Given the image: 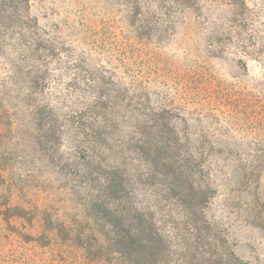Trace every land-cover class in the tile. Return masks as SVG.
<instances>
[{
    "label": "rangeland",
    "instance_id": "374dc122",
    "mask_svg": "<svg viewBox=\"0 0 264 264\" xmlns=\"http://www.w3.org/2000/svg\"><path fill=\"white\" fill-rule=\"evenodd\" d=\"M182 1L0 0V191L80 218L96 130L95 173L138 174L139 199L178 224L185 177L208 187L216 242L264 264V0ZM159 143L176 178L146 170ZM9 229L0 264H96Z\"/></svg>",
    "mask_w": 264,
    "mask_h": 264
},
{
    "label": "trees",
    "instance_id": "16d2710c",
    "mask_svg": "<svg viewBox=\"0 0 264 264\" xmlns=\"http://www.w3.org/2000/svg\"><path fill=\"white\" fill-rule=\"evenodd\" d=\"M98 137V131L92 130L88 142V166L84 173L89 191L81 208V217L67 218L50 208L39 210L11 205L10 190L6 193L0 191V219L11 227L10 231L23 241L41 247H78L87 262L96 264H249L228 249L221 248V243L216 242L219 237L210 233L203 209L208 187L194 185L185 177L190 181L193 199L177 202L184 210L183 221L174 223L167 219L158 203L144 204L139 199L138 174H133L132 178L121 166H111L103 173H95L94 169L100 166L102 158V153L98 152ZM159 148H149V154L142 158L145 165L151 160L149 166L152 168L146 170L156 171L155 174L162 177L176 178L177 173L182 172L181 169L177 172L176 164L173 165L168 158L171 155L167 152L169 143H159ZM2 174L0 168V179ZM169 182L166 190H173L176 194L179 190L181 195L187 196L188 193H182L176 182L173 185L172 179Z\"/></svg>",
    "mask_w": 264,
    "mask_h": 264
}]
</instances>
